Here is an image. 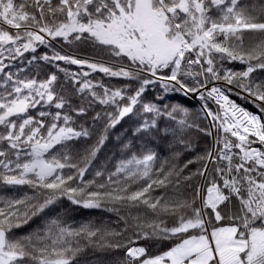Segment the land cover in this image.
Segmentation results:
<instances>
[{
  "label": "snow or ice",
  "instance_id": "1",
  "mask_svg": "<svg viewBox=\"0 0 264 264\" xmlns=\"http://www.w3.org/2000/svg\"><path fill=\"white\" fill-rule=\"evenodd\" d=\"M41 46L49 52L37 55ZM21 58L37 72L5 71ZM41 62L56 71L40 78ZM234 63L243 68L226 66ZM57 73L89 106L112 109L104 113L105 133L136 116L143 122L134 135L159 133L166 119L171 156L133 153L85 180L107 137L100 135L83 154L74 151L73 142L92 136L76 123L87 108L71 106ZM94 73L126 83L110 86ZM157 85L158 102L167 93L195 95L209 127L190 122L186 109L146 102L145 93ZM192 128L213 143L181 162L193 149ZM0 185L32 189L23 198L0 197V264H73L78 238L123 249L121 264H264V2L0 0ZM61 198L103 209L123 226L73 229L51 219L22 238L10 235ZM140 241L170 243L153 254Z\"/></svg>",
  "mask_w": 264,
  "mask_h": 264
},
{
  "label": "trees",
  "instance_id": "2",
  "mask_svg": "<svg viewBox=\"0 0 264 264\" xmlns=\"http://www.w3.org/2000/svg\"><path fill=\"white\" fill-rule=\"evenodd\" d=\"M243 2L256 3L264 2V0H243ZM54 46L57 50L61 51L81 53L87 51L89 54L93 52L91 48L75 49L68 45L61 44H55ZM45 52H49V49L41 46L38 49L37 55H41ZM32 55V53H25V57L27 58H30ZM62 66L68 68L70 71L77 70L75 65L62 64ZM226 66L234 68L235 70L243 68V65L238 63ZM17 68H23L25 71L33 73L37 72L36 67L34 65L31 67L28 66L24 58L15 61L11 69H5V71H16ZM50 71H56V69L51 65H44L43 62L40 63V68L38 70L40 78H43L44 75ZM57 75L60 78L61 84L64 85V95L69 99L71 106L77 107L83 104L87 108L86 115L77 118L76 123L78 127L80 125L88 127L92 131V136L86 142H73L74 151L83 154L86 148L96 144L100 135L105 134L107 137L96 156L91 159L89 171L84 177L85 180L93 178L95 171L99 170L107 173L108 171L114 170L115 165L121 159L133 153L140 154L146 150H151L156 152L162 159L171 156L175 149L172 146L171 137L169 136L167 139L164 138L163 128L169 126V122L166 119L160 124L161 131L159 133L153 130V134L134 135L135 129L143 122L141 117L138 116L132 118L125 117L124 120L114 128H108L105 133L104 129L107 117L104 116V113L112 111V109L98 103L89 106L88 103L82 100L79 94L75 92L71 83L65 81L63 73H57ZM93 77L95 80H102L105 84L114 87H120L126 83V81L116 78L109 80V78L103 77V74L100 73H94ZM161 94L162 89H160L158 85L154 88L150 86L149 91L145 93L146 102H157L162 109L167 108L169 111H171L173 107L186 109L190 122L194 121L195 124L200 125L202 128L209 127L208 120L203 119L202 110L192 99L180 93H167L164 94L163 101L158 102L156 97ZM231 99L249 111H257L252 104L246 102L240 96L232 95ZM212 107L215 108L216 106L212 104ZM96 113H101L104 118L99 121H93L92 117L95 116ZM187 135L192 142L193 149L190 152H185L180 157L181 162L186 159H194L197 155L203 154L213 143L212 137L205 136L204 133L197 131L195 128L189 129ZM125 145H129V147L125 148ZM198 166V164L194 163L190 165V168L194 170ZM69 171L72 170L65 169V173ZM25 194L32 195V189L26 185L15 187L0 185V197L23 198ZM51 219H59L66 226H70L73 229H79L85 224H92L101 228L106 227L108 230H120L123 226L122 222H117V218L113 214L103 209L84 208L80 205L72 204L67 198H61L54 205L49 206L43 212L32 217L27 224H22L18 228L14 227L10 235L17 239L22 238L41 229ZM78 239L81 250L77 253L73 264H121L124 256L123 249L101 247L100 241L94 240V242L90 243L87 238ZM140 243L149 247L151 253L158 254L166 250L170 242L140 241Z\"/></svg>",
  "mask_w": 264,
  "mask_h": 264
},
{
  "label": "rangeland",
  "instance_id": "3",
  "mask_svg": "<svg viewBox=\"0 0 264 264\" xmlns=\"http://www.w3.org/2000/svg\"><path fill=\"white\" fill-rule=\"evenodd\" d=\"M209 86H211V84H210ZM213 105H214V104H213Z\"/></svg>",
  "mask_w": 264,
  "mask_h": 264
}]
</instances>
